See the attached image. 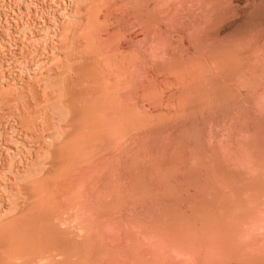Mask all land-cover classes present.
<instances>
[{
  "label": "bare ground",
  "instance_id": "6f19581e",
  "mask_svg": "<svg viewBox=\"0 0 264 264\" xmlns=\"http://www.w3.org/2000/svg\"><path fill=\"white\" fill-rule=\"evenodd\" d=\"M81 1L83 0L78 2L81 4ZM167 1L170 3V0H93L92 5L87 2L90 9L85 8V3L82 4L86 5L85 10L95 7L93 12L96 13L92 14L94 18L102 8L107 7L101 17L107 22L110 19L109 10L121 13L128 8L134 21L144 28V38L149 43L147 45L151 46V54H155L153 62H149V56L144 51L135 47L136 38L128 36L123 42L115 38L121 32V27L116 24L119 20L117 17L112 18L116 25L110 29V34L108 30L104 31V35L91 34L88 33L89 27L86 29L87 35L84 30L85 36L81 32L79 41L83 38L84 41L81 42L85 46V52H81L80 56L72 55L79 59L84 54L94 60L87 70L84 68V77L82 74L83 78L80 76V84L87 82V88L82 85L84 90L79 88L81 91L76 95L74 90L71 92L69 89V84L73 85L72 80H75L74 72L72 73L75 66L72 63L71 68L69 67L72 70L65 75L69 77L68 86L67 82H61L64 85L62 89L67 87L64 89L67 97H63L61 93L58 97L62 96L61 99L67 100L62 101V104L57 100L55 102L64 105L63 109H69L60 111L63 116L69 112L73 116L78 110L82 111L78 122L82 126L81 136L62 142L54 153L49 151L52 157L46 154L55 160L49 163L50 159L44 156L39 162L35 173H39V170L45 172V159L49 167H52L51 163L58 161V157L60 161L71 159L61 173L51 178L53 188L45 200L44 210L34 215L30 221L0 224V246L6 247L7 252H3L7 258L2 256L3 253L0 255L1 258L8 259L6 264H264V84L255 78L251 69L253 66L249 65V46L248 50L241 48L249 52L248 55L244 50L234 54V48L230 47L232 43L219 37L216 25L220 24L224 15L223 12L219 17L218 14L222 12L219 7L224 3L231 4L232 0H206L208 4L204 2L212 9L208 7L205 10L207 14L203 13L207 16L212 13L210 22L214 17L212 24L209 22L206 28L210 35L206 32L203 37V32L201 37L195 36L197 41L195 39V44L187 49L186 34L183 32L188 28H185L186 24L183 22L186 15H182V19L177 21L181 24L182 20L183 26L178 25L180 29L173 22L177 20L176 17L171 15L179 12L177 7L181 10L188 3L184 0H174L173 3L171 0L173 4H169ZM190 1L194 3L193 0ZM199 1L195 0V3L198 2V5L202 2L203 6L204 0ZM176 2L185 5L182 6L181 3L182 7L176 6ZM164 3L169 4L168 8L171 6L170 10L177 8L178 12L172 11L170 14L167 7L162 12L159 7L165 6ZM96 5L99 11H95ZM84 8H79L80 12L74 11L80 15ZM250 12L253 11H249V14ZM88 13L90 11L86 14ZM162 14L166 16V23L173 22L176 29L172 30H178V33L172 31L175 44L170 40L172 33L164 34L165 31L171 32L170 28H166L173 25L167 23L170 26L163 27L165 19ZM84 15L85 13L83 17ZM160 15L163 17V26L159 22L161 19L158 20ZM207 16L204 17L208 18ZM86 20L90 21V16ZM205 21L208 24L209 19ZM159 26L166 30L163 32ZM67 28L68 25L65 26L66 35H62V46L63 43H69L67 31L70 32V29ZM70 33L74 34L72 30ZM75 37L78 38L77 35H72L70 39L74 40ZM225 54L235 56L225 59ZM72 55L70 57L79 62ZM70 57L68 60L73 62ZM68 60L65 59V63ZM54 61H57L56 65L60 63L58 59ZM59 65L56 66L58 70L62 66ZM263 65L257 73L264 78ZM51 69L53 68L49 71ZM58 70L56 72L60 74ZM62 71L65 68L60 72ZM238 71L242 83L239 87H234L231 83ZM64 74L67 73H62V76ZM67 78L62 81H67ZM55 88L57 89V85ZM28 89L32 97V93H36L34 97L48 98L44 97L39 101H36L38 98L30 99L34 101L33 104L45 101L47 108L46 103H51L50 99L54 98L49 96L51 93L48 94L46 89L43 92L40 86L38 90L48 95L43 96L38 91L43 96L39 97L34 86ZM12 90L9 88L1 91L0 101L17 98L18 94L13 98L15 93ZM23 93L22 96L19 94L22 98ZM27 94L26 92L25 95ZM53 95L56 97L57 94ZM29 98H26V103L25 99L22 100L24 105L27 106ZM17 99L15 100L18 101ZM11 101L6 102L9 105L16 102ZM146 101L151 103L144 108L142 103ZM42 103L41 105L44 104ZM29 104L31 106L32 103H28V106ZM62 106L58 108L61 109ZM51 108V111L56 110L55 107ZM58 108L54 112L57 113ZM34 109L36 108H33V117H25V122L32 131L37 128L38 125L34 129L36 120L39 119V112L36 114ZM49 122L46 121V125ZM49 126L44 129L46 133L48 128L52 131ZM55 127L60 126L57 124ZM222 127L227 128L231 139L240 141V149L226 143L225 155L222 154L219 146ZM40 151H35V159L39 157ZM25 162L28 166V160ZM35 173L33 171L34 175ZM42 184L43 182H33L28 187L29 191H40L39 201L45 189ZM21 192L20 196L24 194L23 190ZM5 199L8 201V198ZM108 229L110 234H114L111 241H116H112L113 243L110 241V234L104 235ZM137 236L145 243L146 248H142L143 250L136 244ZM168 251L177 253L184 261L174 262Z\"/></svg>",
  "mask_w": 264,
  "mask_h": 264
},
{
  "label": "rangeland",
  "instance_id": "374dc122",
  "mask_svg": "<svg viewBox=\"0 0 264 264\" xmlns=\"http://www.w3.org/2000/svg\"><path fill=\"white\" fill-rule=\"evenodd\" d=\"M78 1L79 0H0V94H1V91L3 92V90L10 88L11 90L13 89L12 93L13 94L15 93V96H13V98L17 97V94L19 97V100L17 99L18 97L15 98L18 101H16L15 99L13 100L12 98L9 99L6 97L8 99V100L6 99V101H8V102H10L11 99L13 101H16L12 104L10 103V105L8 104V102L5 101V99L0 101L1 103L3 101H4L3 103L6 102L5 105H3V103L2 104L0 103V193H1V195H0V224H2V225L4 223L6 224L7 222H9V223H17L18 222L19 223L22 220L30 221V219L33 218L34 215L43 211L45 206H46L45 200H47V198L51 194L52 188H53V183H52L53 180H51V178H53L57 174L61 173L64 170V168L71 161V159L70 160L65 159L63 161H60L61 159H59V157H58V161H56V162L54 161L53 163H51L52 167H49V165L46 164V162L48 163V161L50 163V161L55 160L54 158H53V160L50 158V157H52V154L49 151H51V152L55 151L56 147H58L62 142H69L72 139H74L75 137L81 136L80 133H81V127L82 126L78 122L82 116V111L78 110L72 116V114H69L70 112L65 113L69 109L67 110V108L66 109L64 108L67 111L64 112L65 116H63L62 112H60V111H64V109H63L64 105L62 106L61 102L64 100H67V99H65V98L61 99L62 96L60 98H58L60 96V93L63 95V97H65V96L67 97V95H65L66 91H64V89L67 87L62 89V86L64 87V85H63L64 82L65 83L67 82L66 86H68L67 84H69V82H68L69 77L67 78L66 76L72 70V69H70L71 68L70 66H72V65L75 66V68L73 67L74 71L72 70V73L74 72V75H75L74 76L75 80H72L73 77L70 79V82H71V80H72V82L73 81L74 82H73V85H71L72 83L69 84V89L71 90V92H73L72 90H74L75 92H73V93H75V95H76L79 93L80 89L82 90V88H83V90H84L83 86L87 83V82H85L82 84V82H81V84H80V81H82V79H80V78L85 73L84 68L87 70V68L90 67L91 65H93V63H94L93 62L94 60L90 56L85 57L84 54L79 59L77 57H75V56H78L81 52H83L84 51L83 49L85 48L84 44L82 45L83 42H81L83 40V38H81V41H79V39H80L79 37H81L79 35H82L81 32L83 33V36H85L84 33L86 31H88L86 29L89 27L90 31L88 33H91V34L100 33L101 35H104V33H105L104 31L108 30V33L110 34V32H109L110 29L113 28L116 24H118L121 27L120 35H122V36H120L118 33L117 37H115V38L121 40L122 42L126 41L128 36H132V37L136 38L135 47L141 51H144L146 53V55L149 56V62L151 60H152L151 63L153 62L152 57L155 54H153V55L151 54V53H153L151 46L147 45L149 43H148L147 39L144 38V35H145V33L143 32L144 28L141 27V25H138V23L136 21H134V17L128 8L123 9L121 13L116 12L115 10H109L108 14H109L110 19L107 18L109 20L107 22L101 18L107 7L102 8L100 10V13H98L96 18H94L93 17L94 15H92V14L96 13V12L95 13L93 12V8H95V7H91L89 4V7H91V10H88V9H90V8H88V3L90 2L92 5L93 0H91V1L89 0V2L87 0H86V2H84V0L81 1V2L85 3L87 6L82 5L83 3L80 4V2H78ZM179 1H181V0H179ZM193 1H194V3H192V1H190V0H184V2L186 4L192 3L191 5L187 4L186 6H184L185 4L182 2H178V3L176 2L175 3L176 6H181L180 4L182 3V6L185 7L184 8L181 6L182 7L181 10H179L180 7H177V8H179L178 9L179 12L177 11V8H174V6H173L174 10H170L171 6L169 8L167 7L170 3H172V2L174 3L175 2L174 0H172V2L170 0V3L167 1L169 4L167 5V3H164L166 5L163 6L162 8H160L161 6L159 7V10L160 9L163 10L162 12H164V10L166 11V9L164 7H167V9H169V13L172 11L178 12L177 13L178 15L174 12L176 14V16H175V14L170 13V14H172L171 15L172 17L174 15V17H176V19H177V20L174 19V20H176V21H173L174 23L175 22L177 23V21H179L178 19H182V15H184V16L186 15V18H185L186 22L184 20H183V22L186 24L185 28L186 27H188V28H186V31L184 28H183L184 31L182 30L186 34V49L195 44V43L193 44V42L195 39L197 41L198 35L200 36L204 32V35L202 34V36L203 37L205 36V34L207 32L206 28L208 27L209 22L211 21V17L213 16V15H211L212 13L209 14V12H211V10L208 12L209 16L206 15L207 12H205V10L207 11L208 7H210V5L207 7L208 3L206 2V0L203 1V3L204 2L207 3V4H205V3L203 4V6L206 5L205 6L206 9H203L205 7L202 6V2H201L202 0L199 1V2H201V4L199 3L198 5H197L198 2L195 3V0H193ZM222 4H223V2H222ZM226 4L227 3H224L225 6L221 5L222 7H219V8H221L219 11H222L218 14L219 17H221L224 14L221 17L222 20L220 19L221 22L219 20L220 24L216 25V26H218L217 31H219V33H218L219 37L222 40L230 41L232 43L230 45V47L234 48V52H233L234 54L237 51L241 52L239 50H244V52L247 53V51H245V49H241L242 47L243 48L245 47L246 50L250 49L249 50L250 56L248 55L249 52L247 53L248 57L250 58V59H248L250 61V62L248 61L250 63L249 65L253 66V67H251V69L254 73L255 78L258 79V81L260 80V82L264 84L263 76L261 74L257 73L258 69H260V66H262L264 64L263 63V61H264V0H232V2H231L232 5L227 4L228 5L227 6ZM94 6H95V4H94ZM249 6H250V9H251V7H253V9H254V10L251 9L253 11L252 13L250 12L251 14H249V11H251L249 9ZM84 7L88 8L86 10L90 11V14L89 13H88V15L86 14L87 11L85 10ZM96 7H97V5H96ZM232 7H233L232 10H234V11L231 13ZM79 8H80V10H83V8H84V12L82 11L80 13V15L82 14L81 15L82 17H83V13H85V15H84L85 18L83 17L84 21L82 20V17L80 15H77V13L80 12ZM210 8L212 9V7H210ZM97 9H98V7L95 9V11ZM74 10L75 11L78 10V12L75 13ZM159 10L157 9L158 12H159ZM183 10L185 13L182 12ZM243 10H245V12H243ZM98 11H99V9H98ZM203 11L206 14H204ZM246 11H247V13H246ZM180 12H182V13H180ZM236 12H237V14H236ZM179 13H180V15H179ZM201 13H203L202 14L203 16H201ZM217 13H218V11H217ZM111 14H112V16H111ZM167 14H168V11H167L166 15ZM220 14H221V16H220ZM242 14H245L244 15L245 17ZM86 15H87V17L90 16V21L86 20V18H87ZM158 15H159V13H158ZM162 15H160L161 17L159 16L158 20L161 19L159 22H160V24H162V26H163V22H165L164 23L165 25L163 27L167 26L168 25L167 23H169L170 25H173L172 27L170 25H168V26H170L168 28L165 27L166 29L170 28L171 32L165 31L164 34H167V33L171 34L172 31H174L173 33H175L178 30H172V29H176V27H179L178 25H180L181 27L183 26V25H181L182 20L180 21L181 24L179 22H178L179 24L178 23L175 24L176 27H174V24H172L173 22L172 23H170V22L166 23L167 19H165L166 18V16H164L165 14L163 15L165 20H163V22H162V18H163ZM235 15L236 16L238 15V17H236ZM171 16H169V17L172 18ZM177 16L181 17V18H178ZM184 16H183V18H184ZM204 16H207L208 18H206ZM116 17L119 20H117V23L114 24L112 18L116 19ZM201 17H203L202 19H204V20H201ZM213 18H212V22L214 21ZM208 19H209V21L207 24V21H205V20H208ZM115 22H116V20H115ZM212 22H210V24H212ZM204 24L206 25L205 27L203 26ZM66 25H68L70 32L72 30V32L74 33V34H72L69 31H67L68 32L67 35L70 37H72V35L73 36L77 35L78 38L75 37V39L77 38L76 41H78V43L79 42H81V43L77 44V42L74 41L75 39L73 40V39H70V37L68 38V36L67 37L65 36L66 38L69 39V43L71 45L68 43V40L65 38L67 40L68 44L63 43V46H62V39H64L62 37V35L66 33V32H64L66 30L65 29ZM69 25L71 26L72 29L70 28ZM198 25H200L201 27H199ZM162 26H159V27L161 28ZM197 26H198V28H196ZM163 27L161 29L164 32V30H166V29ZM68 28H67V30H69ZM195 28L198 29L199 31L196 30ZM202 28H203V30L205 29V31H203ZM179 29H180V27H179ZM201 30H202V32H200ZM215 31H216V29H215ZM179 32H181V30H179ZM176 33H178V32H176ZM207 33H209V35H210V32H207ZM86 35H87V32H86ZM176 35L177 34H175V36ZM168 36H170V35H167V37ZM195 36H197V38ZM208 36L206 35V37H208ZM172 37L170 36V40L172 39L174 44H175L174 34L172 35ZM84 39H85V37H84ZM200 40H203V39L200 38ZM200 40H198V42H200ZM72 41L75 42V43L73 42L74 45L71 43ZM176 43H178V42H176ZM247 47H248V49H247ZM52 48H53V50H52ZM72 54L73 55L75 54V56H73ZM71 55L73 57H75L76 59H78L79 62L74 61V59L72 57H70ZM68 56L70 57V59H73V62H70L72 60H68L69 59ZM148 56H147V58H148ZM225 56H226L225 59H230L232 56L234 57L235 55L225 54ZM82 57L83 58L85 57V58L83 59ZM55 58L58 59V61H59V59L61 60V58H62V60L59 62L60 63L64 62L63 65H62V63L61 64L59 63L62 66H60L59 64L56 65L57 61H54V60H56ZM65 59L68 60L70 63H68V61H67V63H65L66 62ZM80 59H82V60H80ZM155 59H154V62H155ZM91 62H93V63H91ZM68 64H69V66H68ZM70 64H72V65H70ZM58 65L60 66L59 70H58V68H56V66L58 67ZM66 65L68 66V68ZM63 66H65V67H63ZM50 68H53L54 71H52L53 69H51V71H49ZM64 68H65V71L60 72L61 70H64ZM56 70H58V72L60 74H57ZM49 72H51V73H49ZM52 72H54V74ZM55 72H56V75H55ZM41 73H42V75H41ZM62 73H67V74H64V76L66 75L65 79L67 78V81H62V80H65L63 78L64 76H62ZM81 74H82V76H81ZM39 75H41L42 77L41 76L39 77ZM58 75H60V77ZM38 78H39V80H38ZM60 79H61V81H60ZM34 81L38 82L37 83L38 87L36 86L37 84ZM61 82H63V83H61ZM241 83H242V80H241L240 73L238 71L234 75L231 84H232V86L234 85V87L235 86L239 87V85ZM56 85H57V89L55 88ZM88 85H89V82H88ZM7 86H8V88H7ZM30 86H32V87L34 86L36 88L35 90H36L37 94H39V97H43L44 94H47L48 92L51 93V94L48 93L49 96L50 97L54 96V98L50 99L51 100L50 102L52 103L53 100H55L54 104L52 103L53 104L52 108L55 107L54 109L57 110L58 106H62V108H61L62 110L58 108L59 112L57 111L58 114L61 113V114H59L61 117L56 112H54L56 110H54V111L50 110L51 105H52L51 103H46V106H48L47 108L49 110L45 107V103H44L45 101H41L44 103V104L42 103L44 106L41 105V102H40V104L38 103L41 106H38V104L36 102H35L36 104L35 103L34 104L37 106H34V104H33L34 101H30V99L31 100L34 98L37 99L38 97H34V96H36V95H34L36 93H32V92H35L33 89H31V90H33L31 92L33 97L30 96V89H28V87H30ZM39 86H40V89L41 88L43 89V90L41 89L43 92L46 89L47 93L46 92L43 93L42 91L38 90ZM60 87H61V89H60ZM25 88H27L28 90ZM75 88H77V89H75ZM85 88H87L86 85H85ZM59 89L63 90L62 92H64V94ZM24 90L25 91L27 90L26 92L28 93L27 94L28 97H26L27 95H25L26 92L23 93ZM76 90H77V92H76ZM38 91H40L43 96H41V93H39ZM57 91H60V92L58 93ZM21 93L24 94L25 98L20 97V95L22 96ZM53 93L58 95V96L56 95L57 99H55L56 97H55V95H53ZM29 96H30V98H29ZM72 96H73V94H72ZM44 97H46V99L48 100L47 96H44ZM44 97L41 99L43 100ZM257 97L259 99H261V97L258 94H257ZM3 98H1V99H3ZM26 98H29V99H27V102L32 103L31 106L33 105V108H36V109H34V112H36V114H38L37 112H39V115H38L39 119L36 120V124H35L34 129L36 128L37 125L38 126L34 131H32L33 129L30 130L29 124H26L27 120L25 119V117L29 116V118H30V115H32V114L34 115L33 108L30 106V104H29V106H30L29 107L28 103H27V106H26V104L24 105V103H23V101H24L23 99H25V103H26ZM41 99L38 98L36 101H39ZM56 100L60 101L61 104L58 102L55 104ZM13 101H11V102H13ZM150 103L151 102L146 101V102L142 103V105H144V108H147L148 104H150ZM42 106L45 107V109ZM49 106H50V108H49ZM65 107H66V105H65ZM17 108H19V109L17 110ZM33 115L31 117H33ZM69 115H70V118H68ZM57 116H59L60 118ZM62 116H63V118H66L68 116L67 119L68 120L70 119L69 122L68 123L66 122V121H68L67 119H64L66 121H63ZM36 117L37 116H35V118ZM25 120H26V122H25ZM48 120L50 121L49 124L51 123L50 124L51 127L49 126V124L46 125V121L48 122ZM58 120H61L62 123H58V122H61ZM56 123L61 128L55 127V125H57ZM27 125H28V127H27ZM45 125H46V127L49 126L52 129V131L48 128L49 131L47 130L48 132L46 133ZM53 126H54V128H52ZM206 129H209V127H207ZM220 130H221L220 132H221L222 136H221V139L219 141V146H220V151L222 152L223 155H225L226 143H229V144L231 143L232 145H236L237 149L241 148V143L239 140H235V139L230 138L227 128L223 129V127H222ZM44 134H46V135H44ZM56 135H57V137L60 136L59 139L56 137ZM230 140H233V141L231 142ZM41 141H43V142H41ZM42 143H44V144H42ZM38 144L45 145V146L44 147L42 146L43 147L42 148ZM229 144H227V145H229ZM38 148H39V150H41L43 152L40 151V154L38 153L39 157H37L36 158L37 160H36L35 159L36 156L34 157V155L36 153L35 151H37V152L39 151ZM44 148L47 150L49 149L48 153H45V152H47V150H45ZM25 151H27V152L25 153ZM46 154H50L49 155L50 157L48 155H47L48 156L47 157ZM30 156L32 159L30 158ZM44 156H46V158L50 159L48 161H47V159H45L46 162L44 161L45 162L44 165H46L44 167H46V169L45 168H43V169H45V172H44V170H42L44 173H41L42 171L39 170V173L36 172L37 173V175H36L35 170L38 169L37 166H39V162L42 161L41 159H43L42 157H44ZM28 158L31 159L32 163H30L31 161ZM24 159L28 160V163H29L28 166H27V164H24V162L26 161V160L23 161ZM15 161H16V163H15ZM18 161L20 164L18 163ZM22 163H23V165H22ZM30 164H32V165L30 166ZM21 166H22V168H21ZM23 166H25L26 168ZM47 168H49V169H47ZM50 168H51V170H50ZM7 169H8V171H6ZM21 170H23V171H21ZM18 171L19 172L21 171V172L19 173ZM33 171H34L35 175L33 174ZM8 172H10V173H8ZM63 175H64V173H62L61 177H63ZM10 177H11V179H10ZM7 178H9V179H7ZM33 182H37L40 184L43 182L42 188H45V189L40 196V201H39L40 191H38V190L29 191V188H28L29 184H32ZM7 183H9V184H7ZM11 187H12V190H11ZM18 188L19 189L21 188V190L18 191ZM22 190L24 193V194H22V196L25 195L23 197L20 196L22 193L21 192ZM17 191L19 192L20 195L17 194ZM5 197L8 198V201H7V199H5ZM4 201H6V202H4ZM18 203H20L19 206H18ZM4 205H6V206H4ZM7 208H8V210H7ZM62 227L65 228V225H63ZM108 231H110V230L108 229L107 232ZM105 232H104V235L110 234V232H108V233L107 232L105 233ZM110 235H111L110 236L111 238L110 237L109 238L111 241L112 237H114V234L111 233ZM112 241H116V240L114 239ZM136 244H137V246H139V248L141 247L140 248L141 250H143L142 248H146L145 243L143 242V240L139 236H137ZM1 246H2V248H1ZM1 246H0V253L1 254L3 253L2 256H6V253L3 252V251H6V247L4 248L3 247L4 245H1ZM168 252H170V254H171L170 256L172 257L174 262L176 260H178V261L180 260L181 262L184 261V258L181 257L180 255H178L177 253H175L173 251H168ZM4 253H5V255H4ZM5 258H7V256ZM7 260L4 259L3 257L1 258V255H0V264H6ZM8 263H10V262H8Z\"/></svg>",
  "mask_w": 264,
  "mask_h": 264
}]
</instances>
